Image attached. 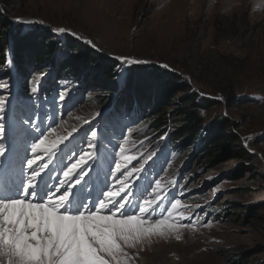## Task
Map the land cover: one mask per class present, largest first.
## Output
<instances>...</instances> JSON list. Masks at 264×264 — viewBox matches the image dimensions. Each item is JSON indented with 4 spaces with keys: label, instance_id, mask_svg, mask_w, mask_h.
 I'll return each mask as SVG.
<instances>
[{
    "label": "rangeland",
    "instance_id": "rangeland-1",
    "mask_svg": "<svg viewBox=\"0 0 264 264\" xmlns=\"http://www.w3.org/2000/svg\"><path fill=\"white\" fill-rule=\"evenodd\" d=\"M0 7L30 28L36 23L55 35L63 29L106 58L141 61L133 67L167 65L170 71L187 79L201 96L221 101L220 105L205 112V125L216 116L229 117L235 126L232 133L241 139L237 143L247 149L252 145L254 149L251 150L256 152L254 158L247 159L227 160L223 156L215 166L203 168L196 160H190L191 147L190 152L169 160L163 172L151 175V160L143 152H147L149 145L142 147L140 138L131 135V120L116 122L123 138L119 142L118 138L111 141L122 145L126 156L133 157L129 161L117 159L123 166L117 176L127 179V173L132 172L129 177L132 191L121 202L139 205L145 198H154L152 189L159 180L161 188L158 191L162 195L153 205L155 213L146 222L168 218L171 212V222L180 226L176 231L146 237L135 247L125 246L126 255L117 257L121 264H264V0H0ZM123 65L122 75L128 71V65ZM51 70L39 74V78L49 76L54 71ZM216 84L233 89L237 101L242 98L255 101L231 105L229 94L214 95L220 93V86ZM210 85H215V89ZM86 91L99 96L92 88ZM64 99L63 96L59 103ZM92 99L85 96L73 99L72 111L63 112L56 124L52 122L54 125L44 128L33 125L29 107L24 110L31 129L23 131L19 143L26 150L29 163H13L12 176H18L21 171L36 179L34 183L38 189L45 192L54 189L49 192L45 204L55 193L61 194L69 183L71 176L63 175L64 167L75 162L81 151L90 161L87 174L81 172L79 175V179L85 178V187L75 185L73 188L78 199L87 198L91 203L99 198L106 181L109 192L101 200V207L110 206L120 193L125 195L122 192L127 188L126 183L120 188L119 181L113 184V160L118 149L109 147L106 151L92 152L93 142L100 141L87 130L96 129L98 133L100 124L111 117L109 107L104 110L91 108L95 106ZM179 101V98L174 99V106ZM79 128L87 129L89 144L84 147L67 141L80 131H77ZM112 129L116 128L112 127L109 132L116 135ZM3 135L0 131V139L14 141ZM17 144L11 149H18ZM1 152L0 171L8 162ZM110 170L113 171L111 175ZM239 170L244 171L245 177L236 176ZM77 171L73 169L72 174ZM145 173L151 175L148 183L141 180ZM122 174H126L124 178ZM14 190L18 197L13 199L2 197L0 190V200L33 204L35 197L42 196L35 191L29 195L30 192L22 188ZM67 195L66 192L55 198V209L63 206ZM177 199L180 204L172 209L171 203ZM58 254L54 251L51 256ZM45 256L51 260L48 252Z\"/></svg>",
    "mask_w": 264,
    "mask_h": 264
},
{
    "label": "trees",
    "instance_id": "trees-1",
    "mask_svg": "<svg viewBox=\"0 0 264 264\" xmlns=\"http://www.w3.org/2000/svg\"><path fill=\"white\" fill-rule=\"evenodd\" d=\"M13 18L0 7V76L10 84L13 81V73L7 66L9 54L25 85L33 72L50 73L53 69L54 93L59 88L57 82L61 81L70 90V94H65L68 102L85 96L93 98L95 106L91 108L94 110L111 109V117L107 121L109 125L103 128L102 134H109L111 124L129 117L133 123L131 135L140 138L139 141L144 144L142 147L149 145L147 152H143L151 160L150 172L163 171L169 160L190 152L191 147L190 160H196L203 168L215 166V162L223 156L227 160L256 156V152L252 153L237 143L241 139L232 133L235 126L229 117L219 115L205 125V112L220 105L221 101L201 96L177 72L157 64L134 67L127 64V77L120 80L125 70L120 60L106 58L67 33L62 39L58 33L55 35L36 23L30 28L22 23H14ZM47 67L51 69L47 71ZM39 80L43 79L35 77L28 87L39 85ZM218 85L220 93L213 94L220 97L229 94L228 99L233 101L231 105L255 101L242 97L237 101L233 89ZM210 86L215 89V85ZM90 88L99 92V96L87 94L86 89ZM75 90L78 93L77 90H80V93L75 95ZM181 94L186 95L181 97ZM176 98L180 101L174 106ZM249 147L254 149L252 145ZM240 174L245 173L239 170L236 176Z\"/></svg>",
    "mask_w": 264,
    "mask_h": 264
},
{
    "label": "snow or ice",
    "instance_id": "snow-or-ice-1",
    "mask_svg": "<svg viewBox=\"0 0 264 264\" xmlns=\"http://www.w3.org/2000/svg\"><path fill=\"white\" fill-rule=\"evenodd\" d=\"M60 31L64 30L60 29ZM88 43L92 44L91 41ZM92 46L95 47V45ZM117 59L128 65L141 63V61L125 57H117ZM87 131L92 137H96L97 131L92 129ZM121 137L123 138V132ZM114 148L118 149V154L114 155L113 160L115 169L113 184L119 181L120 188L122 183H126L127 191L122 192L125 195L122 196L120 193L110 206L101 207V200L104 199L105 193L109 192L106 181L105 190L100 193L99 198L93 199L91 203L87 198L78 199L77 192H74L73 188L75 185H80V188L85 187V178L81 180L79 175L81 172L87 174L90 161L85 159L86 153L81 151L75 162L64 167L66 170H63V175L71 176V180L63 187L61 194L57 196L55 193V196L46 204V207L53 209V212L45 213L43 210L8 212L6 210L5 215L0 216V264H41L42 261L45 264H121L117 257L126 255L125 246L135 247L146 237L153 234L163 235L165 231H176L180 227L177 223L171 222V212L168 213V218L158 219L154 223L146 222L155 213L153 205L162 195L158 191L161 188L159 180L152 189L154 198H145L139 205L121 202L125 201L126 196L132 191L129 182L132 172L127 173V179L117 176L123 168L117 159L129 161L133 157L125 155V148L122 145H114ZM80 164H83V168H80ZM73 169L79 171L73 175ZM135 171L138 170L135 169ZM112 172L110 170V175ZM122 175L124 178L126 174ZM52 191L54 189H49L32 203L45 204L49 192ZM66 192L68 195L65 197L63 206L58 210L55 209L53 201ZM179 204L180 200L177 199L171 203V208L176 209ZM54 251L59 254L51 256ZM45 252L51 256L50 261L45 256Z\"/></svg>",
    "mask_w": 264,
    "mask_h": 264
},
{
    "label": "bare ground",
    "instance_id": "bare-ground-1",
    "mask_svg": "<svg viewBox=\"0 0 264 264\" xmlns=\"http://www.w3.org/2000/svg\"><path fill=\"white\" fill-rule=\"evenodd\" d=\"M126 77H127L126 74H123L121 77H119V79L124 80ZM7 166H9V164ZM8 168L9 167H6V169H4L3 171H0V176H2V178L0 179V190L3 188L2 194L4 196L12 197L13 192H14V187L23 188V190L26 192L33 191L32 189H35L34 186L31 189L29 187L27 188V186L23 187V181L21 182L14 181V186H13L12 184L13 179L9 177L11 176V173L8 172ZM35 180H36L35 178H32V182H34ZM34 191H36V189ZM56 209L58 210V208ZM6 210L8 212H11L13 210L17 212L21 210L25 212L31 211V210H36V211L43 210L45 213L53 212V209L47 208L46 204H39V203L22 204V203H19V202L17 203L14 201H10V202L0 201V216L5 215Z\"/></svg>",
    "mask_w": 264,
    "mask_h": 264
},
{
    "label": "water",
    "instance_id": "water-1",
    "mask_svg": "<svg viewBox=\"0 0 264 264\" xmlns=\"http://www.w3.org/2000/svg\"><path fill=\"white\" fill-rule=\"evenodd\" d=\"M14 21H18V20H14ZM253 151V150H252Z\"/></svg>",
    "mask_w": 264,
    "mask_h": 264
}]
</instances>
